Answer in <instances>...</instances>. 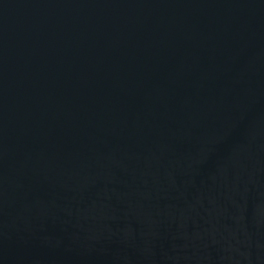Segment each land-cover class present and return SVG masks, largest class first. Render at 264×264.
<instances>
[{
	"label": "water",
	"instance_id": "obj_1",
	"mask_svg": "<svg viewBox=\"0 0 264 264\" xmlns=\"http://www.w3.org/2000/svg\"><path fill=\"white\" fill-rule=\"evenodd\" d=\"M0 264H264V0H0Z\"/></svg>",
	"mask_w": 264,
	"mask_h": 264
}]
</instances>
